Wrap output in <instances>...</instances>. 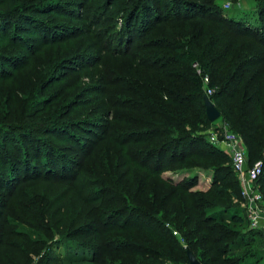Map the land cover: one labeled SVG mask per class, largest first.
<instances>
[{
  "label": "trees",
  "instance_id": "obj_1",
  "mask_svg": "<svg viewBox=\"0 0 264 264\" xmlns=\"http://www.w3.org/2000/svg\"><path fill=\"white\" fill-rule=\"evenodd\" d=\"M9 1L8 8L0 9V34L5 43L9 42L12 25L31 20L26 2L0 0V6ZM64 3L65 0H55L48 8L53 10L56 6L62 10ZM157 3L139 0L135 4L121 26L119 44L126 47H116L115 51L130 55L134 64L152 70L160 81L166 82H142L124 75L115 92L104 91L107 105L122 98L123 105L128 102L132 110V129L115 132V138L120 133L122 142L138 146L131 152L122 147L130 163L127 170L119 174L114 167H108L110 162L104 159L108 155L101 156L98 150L113 134L109 133L110 122L103 125L91 118L75 119L77 111L89 117L98 114L99 108L81 111L90 103H72L69 97L56 106L61 97L51 98L34 105L38 110L33 122L30 107L17 98L18 112L12 119L18 122L10 125L5 123L11 118L4 111L6 101L0 99V191L14 193L20 184L41 179L82 182L83 160L88 159L93 166L91 174L99 177L102 187L87 195L91 200L87 203L99 202V215L77 228L75 235L90 241L75 247L65 240L72 228L68 221L62 232L65 241L56 243L64 245L66 259L76 257L92 264H188L190 249L202 264H260L263 256L255 246L257 237L263 235L249 229L241 206V183L232 160L204 133L215 122L207 117L203 77L208 74L209 86L215 89L210 99L221 112L219 120L242 137L249 164L261 159L264 162V54L260 50L264 35L259 37L250 29H243L240 23L225 18L220 9L204 2L171 0L165 15L163 6ZM261 8L264 11V0ZM204 19L206 23L199 26L192 28L189 24L191 20ZM164 26L166 30H162ZM182 36L191 39L188 43L176 40ZM18 38L15 42L19 45ZM43 38V43L51 42L44 35ZM245 39L257 42L255 48L244 45ZM39 46L23 48L31 53ZM27 59L26 55L18 59L23 61L19 67L20 63L0 58V81L9 80L14 74L8 67H30L33 59ZM194 62L200 65L203 75L193 66ZM171 66L175 67L169 70ZM52 69L49 65L47 74ZM45 76L44 71L37 83ZM116 92L122 95L115 97ZM51 102L52 107L56 106L53 110L49 109ZM89 127L93 130L88 131ZM76 154L83 159L78 161ZM132 166L136 175L129 173ZM193 166L213 168L209 189L193 190L199 183L197 177H186L177 183L161 177L167 170ZM258 184L264 195V171ZM54 226L60 229L59 224ZM174 231L182 234L186 246ZM242 247L247 248L244 253L236 254ZM57 258L50 253L48 263Z\"/></svg>",
  "mask_w": 264,
  "mask_h": 264
},
{
  "label": "rangeland",
  "instance_id": "obj_2",
  "mask_svg": "<svg viewBox=\"0 0 264 264\" xmlns=\"http://www.w3.org/2000/svg\"><path fill=\"white\" fill-rule=\"evenodd\" d=\"M23 1L26 2L25 8L30 11L27 13L31 20L16 23L19 27L16 24L12 25L8 33V43L2 41L3 34H0V58H6L11 63H20L18 59L21 57L23 59L26 55L28 59H33V63L26 69L18 70L17 66L8 67L9 71L14 74L10 75L9 80L0 81V99L6 101L7 106L4 111L11 115V118L5 123L11 125V123L18 122L12 119L14 112H18L15 104L17 98L30 107L28 111L33 122L34 114L38 110L34 105L41 101L61 97L60 102L56 104L59 106L66 97H69L72 103L77 100L90 103L81 111L99 108L98 114L85 117L77 111L75 119L91 118L103 125L110 122L111 130L108 129L109 133L113 134L111 137H107L98 150L101 152V156L108 155L104 157L107 159L106 161L110 162V165L107 164L108 167H114L119 171V174H123L130 163L127 161V154L122 147H126L127 151L131 152L138 146L132 143L128 144V141L122 142L124 137L120 133L115 138V132L117 133L121 129H132L130 120L133 114L128 100L125 101L127 102L126 106L123 105L122 98H115L113 104L107 105V96L104 91L115 92L124 75L137 78L142 82L154 80L161 82L162 85L166 82V80L160 81L158 75L152 70L134 64L130 55L116 52L118 51L116 47H121V49L126 47V44H119L123 33L121 26L139 0H65V7L62 10L56 6L53 10L48 8V5L53 4L55 0ZM196 1L217 7L225 18L233 20L236 24L240 23V27L243 29H250L259 37L264 35L262 0ZM9 4L10 1L5 6H0V9L8 8ZM157 4L163 6L162 15H165L171 0H163L162 3ZM32 20L36 21L32 22ZM199 23H206V20L189 21L192 28L199 26ZM169 25L174 24L166 26ZM166 26L162 30H166ZM235 27L239 28V26ZM227 29L230 30V28ZM49 30L50 32H48ZM43 35L50 39L49 44L43 43L45 41ZM152 35L145 39H149ZM16 36L21 38H18L19 45L15 42ZM190 39V36L176 38L182 43H188ZM242 41L246 46L254 45L255 48L257 45V42L254 41L251 43L250 39ZM26 45L40 46L33 48L34 50L30 53L23 48ZM260 50L264 54V46ZM134 53H131L132 57ZM22 63L23 61L18 64L19 67ZM49 65H52L53 69L47 74ZM193 66L200 75L204 74L197 62H194ZM174 67L171 66L168 69L172 70ZM44 71L46 72L44 80L37 83V77ZM206 75L208 74L204 76ZM203 88L206 89L204 81ZM121 95L122 93H115V97ZM51 105H53L52 102L49 109H55L56 106L52 107ZM222 123L225 122L217 120L204 133L208 135ZM86 129L93 130L90 127ZM99 132L103 133L102 130ZM86 136L88 135L86 134ZM53 141L62 143L55 139ZM223 151L225 152V150ZM228 156L231 159V155L228 154ZM74 157L78 161L83 159L79 154ZM116 157L118 159L115 160ZM83 165V172L80 176L82 182L79 183L47 182L41 179L20 184L19 189L14 193L0 191V264H92L90 260H77L76 257L70 260L66 259L64 245L56 244L58 241L67 240L75 247L78 244L89 242L90 239H86L84 236H76L75 231L78 227L92 222L99 215V202L97 204L87 203L91 202L87 195L98 191L102 185L99 177L92 176L91 168L93 166L91 167L90 161L84 159ZM132 169L133 166L129 173L132 172L131 175H136L135 170L132 171ZM213 176V168L200 166L171 169L161 175L162 179L168 178L175 183L186 177H197L199 183L193 188L195 191L209 189ZM68 221L71 222L72 228L69 235L63 240L62 232L69 224ZM54 223L59 224L60 229L55 227ZM178 233L180 242L186 246V239L180 232ZM263 238L257 237L258 243L255 246V250L261 251V256H263L260 264H264ZM246 249V247H242L240 251L234 252L239 255ZM50 253L58 258L48 263ZM77 261H83V263H77Z\"/></svg>",
  "mask_w": 264,
  "mask_h": 264
},
{
  "label": "built area",
  "instance_id": "obj_3",
  "mask_svg": "<svg viewBox=\"0 0 264 264\" xmlns=\"http://www.w3.org/2000/svg\"><path fill=\"white\" fill-rule=\"evenodd\" d=\"M205 94L211 97L215 89L209 86L210 77L204 76ZM211 144L225 150L231 155L232 166L238 174L241 183L242 203L249 222V229L259 230L264 237V195L258 185V180L264 171L263 160L249 164L248 149L242 137L227 124L222 123L214 131L208 133ZM178 235V231H174Z\"/></svg>",
  "mask_w": 264,
  "mask_h": 264
},
{
  "label": "water",
  "instance_id": "obj_4",
  "mask_svg": "<svg viewBox=\"0 0 264 264\" xmlns=\"http://www.w3.org/2000/svg\"><path fill=\"white\" fill-rule=\"evenodd\" d=\"M205 99V106H206V113L207 117L211 122H216L221 118V112L216 107V105L213 103V101L210 99L209 96L206 94L204 95ZM187 255L189 258L188 264H202V262L198 259V257L194 254L193 251L190 249L187 250Z\"/></svg>",
  "mask_w": 264,
  "mask_h": 264
},
{
  "label": "crops",
  "instance_id": "obj_5",
  "mask_svg": "<svg viewBox=\"0 0 264 264\" xmlns=\"http://www.w3.org/2000/svg\"><path fill=\"white\" fill-rule=\"evenodd\" d=\"M212 180V179H211Z\"/></svg>",
  "mask_w": 264,
  "mask_h": 264
}]
</instances>
